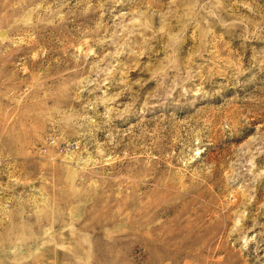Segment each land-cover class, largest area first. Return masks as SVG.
Returning a JSON list of instances; mask_svg holds the SVG:
<instances>
[{"label":"rangeland","instance_id":"1","mask_svg":"<svg viewBox=\"0 0 264 264\" xmlns=\"http://www.w3.org/2000/svg\"><path fill=\"white\" fill-rule=\"evenodd\" d=\"M0 264H264V0H0Z\"/></svg>","mask_w":264,"mask_h":264}]
</instances>
